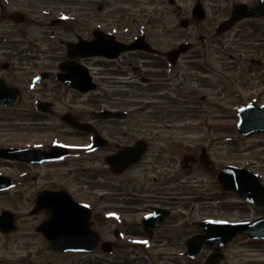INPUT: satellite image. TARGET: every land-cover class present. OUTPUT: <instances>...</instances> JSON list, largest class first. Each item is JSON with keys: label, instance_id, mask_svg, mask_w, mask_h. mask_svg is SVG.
I'll return each instance as SVG.
<instances>
[{"label": "rangeland", "instance_id": "1", "mask_svg": "<svg viewBox=\"0 0 264 264\" xmlns=\"http://www.w3.org/2000/svg\"><path fill=\"white\" fill-rule=\"evenodd\" d=\"M0 1L7 6L8 12L21 11L27 20L25 25H16L10 21L0 24V46L10 48H65L66 42L74 40L71 32L73 25L51 27L52 18L90 16L97 19L109 13L120 14L119 9L122 8L116 2L108 6L107 0ZM175 1V5H170L168 0H136L131 10L132 15L139 18L138 34L149 35L148 41L160 52L170 51L185 41L194 44V50L180 61L175 71L167 68L169 82L155 86L140 85L136 92L130 89L131 86L122 89L118 84L108 87L106 83V94L103 92L104 88L99 87V90L87 96L50 83L49 91L42 93L40 87H32L31 78L37 72L30 76L28 68L25 73L15 72L18 78L11 80L22 86L24 100L21 107L6 110L0 108V148L44 149L54 144H63L83 150L88 139L71 136L74 132L58 117L61 112L48 117L29 112L32 101L40 98V94L44 98L54 97L57 110L78 113L82 119L86 118L84 121H89L98 128L101 125L89 112L105 106L100 94H105L107 100H110L109 106L126 107L136 113L137 128L124 126L122 135L152 140V143L148 156L144 157L147 164L144 162L137 166V170H130L128 174H144L141 178L146 180L149 190H154L155 186L149 181H162L163 178L168 191L171 189L173 193L175 190L171 202L176 207L174 206V213L167 221L170 224L176 221L175 227H168V234L165 230L156 233V239H165L170 244L154 242V245L147 248L133 249L121 242L111 255L104 254L101 249L93 254L53 253L44 238L35 231L46 215H29L35 196L42 189H67L77 201L94 207L98 212L104 207L100 200L101 183L99 176L95 174L105 168L101 167L102 163L96 157L86 163L83 156L79 160L70 158L60 164L43 166L4 163L0 160V174L19 183V180H27L24 185L16 186L10 192V197L2 198L0 195V209L7 208L8 204L19 211L17 214L21 218L18 234L9 238L0 235V260H6V264H205L213 249L204 248L199 259L191 261L186 257L184 245V239L186 241L199 232V221L240 222L264 216V210L241 201L236 194L223 191L217 179L218 173L225 166L233 165L251 170L264 184V134L241 138L237 131L239 108L248 104L264 105V18L240 24L224 36H216L212 27L222 21L221 12L230 10L231 3L240 0H205L207 19L202 23L192 19L191 13L196 0ZM130 9L123 14H128ZM184 18L190 19L187 29L180 26ZM50 32H55L57 37ZM200 47L203 50L200 51ZM143 58L148 62L138 63L143 70L141 75L150 78L149 74L155 73L153 67L157 64V57L143 54ZM2 60L9 61L7 57ZM101 63L102 61L92 62L97 75L101 72ZM203 64H207L210 71L204 70ZM18 67L17 65L15 68ZM98 80L100 81L99 78ZM207 83L210 84L208 88ZM116 98L119 100H114ZM120 102L123 104L118 105ZM107 128L111 129V125L107 124ZM154 134H159V138L155 140ZM116 141H122V137H117ZM181 146L186 147V150ZM162 147L169 150V154L160 152ZM203 148L207 149L213 171L205 169L198 161ZM172 150L182 159L185 155L192 157L196 164L190 162L185 167L180 166L181 159L179 162L173 159ZM192 163L193 166L190 165ZM116 206L119 208L120 205ZM15 209L12 211L15 212ZM115 210V205H108L105 212H109V223L104 227V224L96 222L94 226L104 241H112L115 237L118 227L114 226ZM118 216L120 218L121 215ZM141 217L142 214L128 215L126 226L127 223L139 221ZM248 223L253 222L241 224ZM125 230L126 228L123 229L124 232ZM145 237V234L140 233L137 241L145 242ZM122 239L133 240L126 236ZM223 255L226 264H264V240L240 236L223 251Z\"/></svg>", "mask_w": 264, "mask_h": 264}, {"label": "flooded vegetation", "instance_id": "2", "mask_svg": "<svg viewBox=\"0 0 264 264\" xmlns=\"http://www.w3.org/2000/svg\"><path fill=\"white\" fill-rule=\"evenodd\" d=\"M258 0H249V1H235L231 3L230 10L226 9L224 13L221 12V19L223 20L222 22L226 21L228 18H230L232 9L235 4L237 3H245L246 5L252 7L257 3ZM112 2L118 3L122 8L119 9L120 14H114V13H109L106 14L102 17H99L97 19H93L90 16H83V17H72L70 20V23L73 25L71 27V32L72 35L74 36L73 41H68L66 42V47H44V46H35V47H17V48H10L7 46H0V80L5 82L6 86L8 87H18L21 91V97L19 101V106L17 108H20L23 100H24V94L22 90V86L18 82V84L21 86L19 87L18 84L11 82V80H15L18 78V76L15 74L16 73H25L27 72V69H30V76L34 73L37 72L36 75L33 76V81L36 78H42L45 77L46 80L42 81L38 87L42 90V93H46L49 91L50 83L53 85H56L57 87H65L63 84H60L57 82V77L58 74L60 73V65L62 63L70 62V63H80L86 66L90 73L92 74L93 78H99L100 83L102 84L104 88V93L106 94L107 88H105L106 83L108 84V87H111L113 84H118L121 86L122 89H128L130 86V89L133 92L138 91L140 85L146 86H155L162 84L164 85L166 81L168 80V72H167V67L168 63L166 62L162 52L158 51V55H155L157 57L156 60V65L153 67L155 70V73L149 74L150 78H145L142 74V71L138 63L141 61L143 63H147V60H144L143 54H146L145 52L141 51H134L130 53H125L122 54L120 57L117 59H105V58H70L69 53H68V47L67 45L69 43H78L82 39L84 41H94L95 37L94 34L96 30H99L97 33V38H100V43H105L107 41L112 42L113 44L115 42H120L126 45H130L133 42H135L138 39V28H139V18H137L135 15H132L131 10L133 9L136 0H107V5L110 6ZM205 2V0H204ZM169 4H175L174 0H168ZM108 8V7H107ZM128 8H131L128 12V14H123L124 11H127ZM8 10L5 6L0 5V24L6 22L9 16V12L7 14ZM251 20H245L239 24H237L235 27L238 25L249 22ZM67 21H64L63 25H66ZM95 22L97 24H95ZM82 23V24H81ZM234 29L231 28V30ZM82 30V31H81ZM81 32V33H80ZM52 34L55 36V32H52ZM144 35V34H143ZM145 39L146 41L148 40L149 36L145 33ZM57 37V36H55ZM96 38V41H97ZM203 39V38H202ZM65 42H63L62 45H64ZM154 46V45H153ZM201 49V47H200ZM8 55V56H7ZM141 55V57L139 56ZM7 57L9 61H3L2 58ZM94 61H102L101 69H100V74L97 75L96 72L94 71V66L92 65V62ZM18 62V63H15ZM19 66L18 68H15L16 66ZM34 66L33 68H30V66ZM179 66V65H178ZM204 70L210 71V68L206 65H202ZM174 69H177L175 67ZM166 70V72L164 71ZM173 70V69H172ZM93 71V72H92ZM198 73L200 72L199 70L197 71ZM13 73V74H12ZM140 79V80H139ZM210 84L207 83L206 87L208 88ZM40 89L38 91H40ZM102 96L100 94V97H102V104L105 106L103 108L108 109L110 111L114 112H121L123 109H127L126 107H117L113 108V106H109L108 102L110 100H107L106 95ZM40 98H36L35 100L32 101L33 105L30 107V111L32 114L36 116H42V117H48V116H56L58 112H61V114L58 116L61 119L66 115L67 113H70L69 111H59L57 110L56 107V99L54 97L51 98H44L42 94H40ZM122 99V98H121ZM101 100V101H102ZM118 101L119 99L116 98L114 99ZM47 102L50 103V112L45 113V112H40L37 109H33L34 106H36L37 102ZM123 103L120 102L118 105H122ZM26 110V109H25ZM75 115V114H74ZM79 115L76 114L75 117L80 120L82 117H78ZM136 113L131 112L126 113L118 119H101L97 120L99 124L101 125L100 128L97 127L98 134L100 136L99 140V145L98 148L95 150H88L85 149L84 151L79 150L78 148L72 151L73 154V160H79L83 156L86 163L90 162L92 160V157H96L98 161L102 163L101 167H104L105 170L97 172V176H99L100 180V200H101V206L104 207V209L101 208L100 211H96L94 209V216H93V225L96 226V222L99 224H104V227L109 223L107 214L109 212H105V210L108 208V205H115L116 210L115 213L120 216V221L121 222H116L115 227L116 232H115V237L112 239V245L114 248H117L121 242L127 243L128 245H131L132 247H137L139 246L138 243H133V241H137V239H140V233L144 235V229L142 226V221L145 216L150 215L152 211L156 208L160 209H166L168 211V216L166 217L163 225L158 227L151 236H147L143 238L146 242H148L149 245H154V242L158 243H168L165 239H156V233L159 231H164L167 232L169 229L168 227H175L176 221L172 222H167L169 218L172 217L173 211L175 207L173 206V203L171 202V197L174 195L175 190L172 193V190L168 191V187L166 183L164 184V181H149L150 183H153L154 190H149L147 188V182L146 180H143L141 177L142 175H131L128 174L130 170H137V166L139 167L141 164L145 162V158L147 157L150 148H151V143L152 140H146L147 141V151L143 155L142 160L140 163L127 168L125 171L122 173H116L108 164V158L111 156H114L115 154L121 152L125 148H130L135 146L138 142L139 139L136 137H130L128 135H122V128L124 126L131 127V129L137 128L135 124L137 123V118H136ZM89 118V117H87ZM86 119V118H85ZM85 119H82L83 121ZM88 120V119H87ZM81 121V120H80ZM87 122V121H86ZM123 123H126L125 125ZM104 124V126H102ZM107 124L111 125V129L107 128ZM120 127V128H117ZM112 129H115L114 131H111ZM73 134H70L71 136L75 135L78 137H86L88 142L85 144L89 145L94 142V135L89 134V133H80L78 131H73ZM117 137H122V141H116ZM153 138L156 140V138H159V134H154ZM177 145V144H176ZM42 149V148H41ZM50 147H47L43 150H48ZM169 150L165 149V147L160 149V152H168ZM172 156L173 159H177L180 161V155H175L174 151H172ZM185 157V156H184ZM183 157V158H184ZM77 158V159H75ZM181 162V161H180ZM6 163V162H4ZM146 163V162H145ZM147 164V163H146ZM116 178L114 181L112 179ZM20 183L17 180L13 181V184L17 187H20V184L24 185V180H19ZM116 182V183H115ZM113 184L115 186H112ZM13 185V186H14ZM54 190H59V188H53ZM53 189H42L37 195H39L43 191H49ZM114 189V190H112ZM10 192L12 190H7L0 192V195L2 198H5L4 196L10 197ZM36 195V196H37ZM34 198V205L32 207V210L30 212V217H40L41 215L45 214L46 220L48 218V215L44 211H36V203ZM112 202V203H110ZM4 203H6L4 201ZM3 203V205H5ZM114 203V204H113ZM21 206L23 208V201L21 199ZM116 204H119V208H117ZM7 208H2L0 209V216L2 213L6 210L10 211L14 215V221H15V229L12 232L2 234L3 237L9 238L12 236H15L20 232V221L21 218L17 214L19 212L16 210L14 207L11 208L9 205H6ZM15 209L16 211L13 212L12 210ZM113 212V211H110ZM142 214V217L139 221H136L135 223L133 222L132 224H128L126 226V218L128 215H134L138 216ZM44 220H41L40 223L36 226V233L39 234L41 237L44 238V236L38 232L39 226H41L44 222ZM133 227H136L138 230H135ZM126 228L125 232L123 229ZM120 229V230H119ZM100 237H101V242L104 243L107 240L104 241L103 236L98 232ZM130 237L133 238V240L127 239L124 240L122 237ZM121 239V240H120ZM45 240V239H44ZM119 240V241H118ZM180 240V237L178 238ZM118 241V242H117ZM182 243V242H181ZM157 244V243H155ZM186 244V241L184 239V245ZM0 264H6V260H0Z\"/></svg>", "mask_w": 264, "mask_h": 264}, {"label": "water", "instance_id": "3", "mask_svg": "<svg viewBox=\"0 0 264 264\" xmlns=\"http://www.w3.org/2000/svg\"><path fill=\"white\" fill-rule=\"evenodd\" d=\"M200 1V0H198ZM197 20L205 19V12L201 4H198L193 12ZM264 15V0L249 8L244 4L234 7L230 21L222 24L218 32L224 33L232 25L247 19L256 18ZM10 19L16 23L24 21V17L19 14H12ZM60 22H57V24ZM188 22H182L183 27H187ZM97 36V35H96ZM191 48L190 45H181L177 50L167 54L168 60L175 65L181 54L186 53ZM144 50L153 53L151 47L145 44L144 39L140 38L138 43L131 47L114 45L112 42L83 43L78 45H69V55L71 57H92L104 56L107 58H116L124 51ZM62 71H67V75H60L59 80L66 85L87 93L96 89V85L91 81L87 70L79 66L64 64ZM19 99V90L16 88H7L0 81V106H15ZM49 104H39V109L47 111ZM240 123L238 125L239 134L248 138L256 133H264V106H247L238 111ZM98 118H103V114H95ZM116 114H107L106 118H116ZM64 121L73 128L92 133L96 132L89 125H82L76 120L66 115ZM97 145L100 137L96 135ZM147 150L144 142H139L135 146L125 148L123 151L108 158L110 167L116 173H122L126 168L139 163ZM69 154V151L61 146H54L49 152H41L29 149H0V159L9 161H19L23 163H43L45 161L58 160ZM203 163L208 166L206 157H202ZM218 180L224 191L237 193L243 200L249 201L261 209H264V185L260 182L257 175L249 170L236 167H226L218 176ZM11 181L6 177L0 176V190L10 186ZM36 211L45 210L50 214V218L38 228L50 244V249L56 253L67 252H92L100 244V237L91 228L92 211L77 203L66 191L40 193L36 198ZM166 211L156 210L154 215L149 216L144 221V229L151 236L152 231L158 228L167 216ZM14 215L10 212H4L0 218V231L9 233L14 231ZM199 229L205 231V234L196 235L187 242L190 259H195L200 254L204 245L213 248L215 253L211 255L207 264H225L226 259L222 252L227 246L231 245L238 237L247 235L250 239H264V217L248 224H217L203 222L199 224ZM103 251L112 249L110 244L102 246Z\"/></svg>", "mask_w": 264, "mask_h": 264}, {"label": "snow or ice", "instance_id": "4", "mask_svg": "<svg viewBox=\"0 0 264 264\" xmlns=\"http://www.w3.org/2000/svg\"><path fill=\"white\" fill-rule=\"evenodd\" d=\"M145 243H147V242L145 241Z\"/></svg>", "mask_w": 264, "mask_h": 264}]
</instances>
